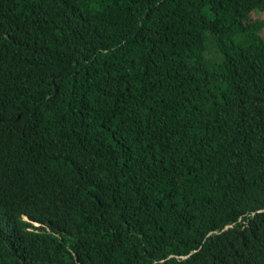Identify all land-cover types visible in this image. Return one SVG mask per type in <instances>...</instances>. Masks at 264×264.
Returning a JSON list of instances; mask_svg holds the SVG:
<instances>
[{
	"label": "trees",
	"instance_id": "1",
	"mask_svg": "<svg viewBox=\"0 0 264 264\" xmlns=\"http://www.w3.org/2000/svg\"><path fill=\"white\" fill-rule=\"evenodd\" d=\"M0 264H264V0H0Z\"/></svg>",
	"mask_w": 264,
	"mask_h": 264
}]
</instances>
